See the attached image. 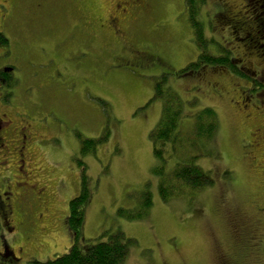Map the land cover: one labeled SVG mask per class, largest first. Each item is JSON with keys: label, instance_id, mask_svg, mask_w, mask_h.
<instances>
[{"label": "rangeland", "instance_id": "obj_1", "mask_svg": "<svg viewBox=\"0 0 264 264\" xmlns=\"http://www.w3.org/2000/svg\"><path fill=\"white\" fill-rule=\"evenodd\" d=\"M242 3L195 0L208 53L233 59L239 75L209 67L194 76L182 70L203 49L186 0H0V70L17 68L0 82V117L13 128L32 125L24 162L18 148L0 154L17 264L70 251L69 206L81 192L90 200L80 244L121 231L131 240L125 264H264V47L239 40L244 14L258 23L264 14ZM164 74L182 101L186 136L205 108L218 124L212 157L200 144L195 161L213 185L168 202L150 138L162 119L153 98ZM105 135L82 152L85 140ZM144 192L154 203L148 216L129 219Z\"/></svg>", "mask_w": 264, "mask_h": 264}, {"label": "trees", "instance_id": "obj_2", "mask_svg": "<svg viewBox=\"0 0 264 264\" xmlns=\"http://www.w3.org/2000/svg\"><path fill=\"white\" fill-rule=\"evenodd\" d=\"M187 10L191 17L192 27H194V35L197 43H201L202 51L199 54L198 61L187 66L182 72H187V75L202 73L209 67L225 68L235 71L233 59L223 56H212L207 51V39L203 38L205 27L198 20L199 8L195 5V0H186ZM264 13V10H263ZM263 22V21H262ZM1 41L6 43L2 38ZM7 44V43H6ZM206 49V50H205ZM207 51V52H204ZM243 76H247L242 72ZM168 75L164 74L155 84L153 101L159 100L162 102L163 111L162 119L156 126V129L150 134L152 140L154 157L158 161V168L155 169V174L159 181V192L161 199L168 202L174 196L180 195L181 191L188 189L195 193L202 191L213 185V180L210 173L205 172L202 168L195 165L197 157L200 155L201 146H206L207 154L205 156L212 157V147L208 144L215 139L218 132L217 113L209 107L205 108L194 116L193 136H187L182 132L185 128L183 115V104L177 93L167 83ZM256 82V83H255ZM254 83L261 87V83L256 80ZM263 88V87H262ZM189 117V116H188ZM187 117V118H188ZM193 118V117H190ZM190 120V119H189ZM108 135H105L100 140H85L83 143L82 152L86 153L95 150L98 145L108 140ZM188 149L195 152L190 158L184 157V150ZM172 158H177L172 169L167 170V164L172 161ZM90 198L86 192H81L78 198H74L70 202V214L67 219L68 228L72 231L73 244L70 251L64 256L56 257L53 260L45 262L32 261L31 264H125L129 253L130 239L124 236L121 231L110 233L104 240L105 235L101 236L95 243L89 244L85 239L83 244L80 242V232L84 224L85 207L89 203ZM141 207L138 214L133 219H144L148 216L149 210L153 206L152 196L150 192H144ZM91 242V241H90Z\"/></svg>", "mask_w": 264, "mask_h": 264}, {"label": "flooded vegetation", "instance_id": "obj_3", "mask_svg": "<svg viewBox=\"0 0 264 264\" xmlns=\"http://www.w3.org/2000/svg\"><path fill=\"white\" fill-rule=\"evenodd\" d=\"M242 6L243 8L252 11H259L261 10V13H263L264 10V0H242ZM189 10V9H188ZM251 17H248L247 14H244V25H246L247 29H244L242 34L245 36V38H239L240 41H246L249 40L252 44H256L260 49L264 47V44H261L264 42V22L258 23L256 21V15H253ZM238 33L240 30L243 29L242 21H238ZM1 38V37H0ZM249 42V43H250ZM251 45L249 46L250 49ZM252 54V53H251ZM249 54V56H251ZM264 63V61H263ZM15 65L7 64L4 65L0 70V82L5 80L8 73L10 72L15 73ZM15 75V74H14ZM3 87H1L2 90ZM4 95L3 90L0 93V101H2ZM6 114L3 113V115L0 117V154L3 153L5 156V153L9 151L11 147H14L17 149L18 154L21 157V162H24V152L29 145L30 136L32 132L29 130V126H24L22 128H13L11 121L5 120ZM258 135V133L256 134ZM2 156V155H1ZM0 156V157H1ZM3 156V157H4ZM4 163L0 162V169L2 168ZM23 166L21 165V169ZM1 175V173H0ZM2 186L0 183V264H17L19 261V258L16 256V253L12 250L10 240L16 234L17 229L13 225L12 220V210L10 208V199L9 195L10 192L4 191L2 192ZM13 196V195H12ZM4 233V234H1ZM6 234V235H5ZM251 246L255 247L256 244L252 240L250 241ZM228 264V263H227Z\"/></svg>", "mask_w": 264, "mask_h": 264}, {"label": "bare ground", "instance_id": "obj_4", "mask_svg": "<svg viewBox=\"0 0 264 264\" xmlns=\"http://www.w3.org/2000/svg\"><path fill=\"white\" fill-rule=\"evenodd\" d=\"M57 240V239H56Z\"/></svg>", "mask_w": 264, "mask_h": 264}]
</instances>
